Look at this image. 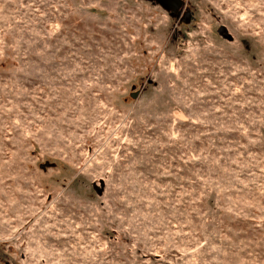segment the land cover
I'll return each mask as SVG.
<instances>
[{"label":"rangeland","instance_id":"obj_1","mask_svg":"<svg viewBox=\"0 0 264 264\" xmlns=\"http://www.w3.org/2000/svg\"><path fill=\"white\" fill-rule=\"evenodd\" d=\"M179 2L0 0V264H264V0Z\"/></svg>","mask_w":264,"mask_h":264},{"label":"water","instance_id":"obj_2","mask_svg":"<svg viewBox=\"0 0 264 264\" xmlns=\"http://www.w3.org/2000/svg\"><path fill=\"white\" fill-rule=\"evenodd\" d=\"M154 1H158L164 8H168V9H172V8H178L179 7V5H180V2H179V0H171L172 1V3L170 4L169 3V0H154ZM170 4V8L166 5V4ZM225 37L227 38V40H230V38L231 37H229L228 35H225Z\"/></svg>","mask_w":264,"mask_h":264}]
</instances>
